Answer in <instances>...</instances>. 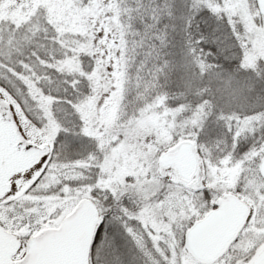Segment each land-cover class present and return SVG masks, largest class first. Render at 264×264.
Here are the masks:
<instances>
[{
	"label": "snow or ice",
	"instance_id": "1",
	"mask_svg": "<svg viewBox=\"0 0 264 264\" xmlns=\"http://www.w3.org/2000/svg\"><path fill=\"white\" fill-rule=\"evenodd\" d=\"M0 264H264V0H0Z\"/></svg>",
	"mask_w": 264,
	"mask_h": 264
}]
</instances>
